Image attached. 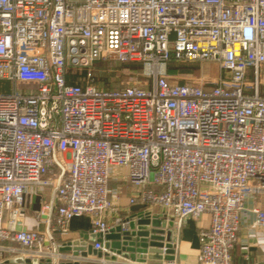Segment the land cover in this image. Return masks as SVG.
<instances>
[{"label": "built area", "instance_id": "1", "mask_svg": "<svg viewBox=\"0 0 264 264\" xmlns=\"http://www.w3.org/2000/svg\"><path fill=\"white\" fill-rule=\"evenodd\" d=\"M104 60L140 63L150 81L99 85L91 67ZM170 60L213 62L218 77L180 82ZM262 69L264 0H0V242L54 256L53 231L87 215L103 255L93 261L106 262L102 236L127 228L108 220L109 180L125 167L129 201L159 207L173 228L209 215L197 264H232L244 200L264 191ZM45 186L46 230L17 229L24 194Z\"/></svg>", "mask_w": 264, "mask_h": 264}, {"label": "crops", "instance_id": "2", "mask_svg": "<svg viewBox=\"0 0 264 264\" xmlns=\"http://www.w3.org/2000/svg\"><path fill=\"white\" fill-rule=\"evenodd\" d=\"M254 186L256 181H252ZM109 198L115 206V210L108 214V220L111 221L114 216H120L123 219L136 221L135 228L141 225L140 220L146 218L159 217L162 209L157 206H147L140 202L131 203L129 200L136 189L128 182L127 169L125 167L113 168L109 180ZM52 189L45 186L42 190L32 189L24 194L25 212L17 219V229H32L45 231L47 226L45 222L37 217V212L41 205L52 200ZM253 208L264 210V191L250 192L245 200L243 208L239 213V232L238 240L231 250L232 264H264V225L255 226L253 224L255 213ZM209 215L204 213L197 219L186 218L180 227L172 230V248L173 260H163L159 264H197L199 251L198 231L209 225ZM91 227V218L87 215H75L69 221V234L61 236L57 231H53L55 242L47 243V250L53 252L54 256H60L59 247L65 245L71 240L89 234ZM1 260L23 255L28 256V251L14 242H0ZM7 249H3V248ZM106 249L103 250L106 253ZM96 256L90 254L86 260H95ZM122 260H118L120 262ZM123 261L122 263H124ZM128 263V262H127ZM137 264V263H129Z\"/></svg>", "mask_w": 264, "mask_h": 264}, {"label": "water", "instance_id": "3", "mask_svg": "<svg viewBox=\"0 0 264 264\" xmlns=\"http://www.w3.org/2000/svg\"><path fill=\"white\" fill-rule=\"evenodd\" d=\"M136 221L127 219V228L116 226L106 232L102 239L104 247L111 256L104 254L106 262L86 260L90 254L101 258L100 251L92 248L95 235L84 234L59 247L60 256L24 257L23 255L8 258L0 264H145L173 260L172 230L173 222H165L157 217L140 220V227L135 228ZM163 248L165 252L163 254ZM118 260H122L118 262ZM125 261L124 263H122ZM128 262V263H127Z\"/></svg>", "mask_w": 264, "mask_h": 264}, {"label": "rangeland", "instance_id": "4", "mask_svg": "<svg viewBox=\"0 0 264 264\" xmlns=\"http://www.w3.org/2000/svg\"><path fill=\"white\" fill-rule=\"evenodd\" d=\"M194 71L191 74L177 73L174 74L176 79L197 78L203 76L210 80L218 77V67L213 62L205 61L203 63H193ZM92 73L99 85L106 88H120L126 85H144L150 81L147 77V72L143 65L122 64L114 60L97 61L91 67ZM83 71L80 72L82 74ZM262 83H264V69L261 70ZM251 73L248 74V79L251 80ZM99 87V86H98ZM10 90V84L0 80V91L7 92Z\"/></svg>", "mask_w": 264, "mask_h": 264}, {"label": "trees", "instance_id": "5", "mask_svg": "<svg viewBox=\"0 0 264 264\" xmlns=\"http://www.w3.org/2000/svg\"><path fill=\"white\" fill-rule=\"evenodd\" d=\"M122 64H136V65H142L140 63L136 62H123ZM193 63L187 64V63H177L173 60H170L167 63V72L169 74H177V73H184V74H191L195 70L194 67L192 66ZM84 74V72H83ZM180 82H183L184 79H179ZM0 93H4V91H0Z\"/></svg>", "mask_w": 264, "mask_h": 264}]
</instances>
